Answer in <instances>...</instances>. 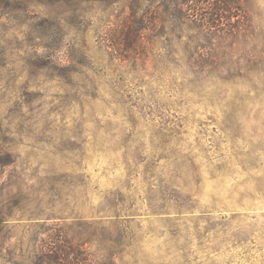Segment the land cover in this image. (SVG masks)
Returning a JSON list of instances; mask_svg holds the SVG:
<instances>
[{"label": "rangeland", "instance_id": "374dc122", "mask_svg": "<svg viewBox=\"0 0 264 264\" xmlns=\"http://www.w3.org/2000/svg\"><path fill=\"white\" fill-rule=\"evenodd\" d=\"M153 3L73 1L51 51L0 10V264H264V0L179 41Z\"/></svg>", "mask_w": 264, "mask_h": 264}, {"label": "trees", "instance_id": "16d2710c", "mask_svg": "<svg viewBox=\"0 0 264 264\" xmlns=\"http://www.w3.org/2000/svg\"><path fill=\"white\" fill-rule=\"evenodd\" d=\"M73 1L87 0H0V10L5 16L15 14L16 18L23 17L22 22L24 23L34 13L40 14L39 17L43 14L45 19L40 23L41 26L39 25L41 27L39 38L40 42H45L40 46L51 51L58 49L60 42L65 35H68L66 27L70 22L75 21L73 18L77 19L86 14L78 10L76 6L70 7ZM149 1L152 7L156 5L153 3L155 0ZM160 2L161 6L166 9L163 14L161 13L163 16L157 13V8L152 9L151 14L148 15V25L154 26L155 29L159 20L164 25L167 13V22L172 21V24H169L170 34L178 41L190 25H199L198 27H202L205 32H210L216 22H220L223 18L230 19L229 22H232V17L240 15L241 10L240 0H160ZM37 8L39 10H36ZM135 18V16L125 18L119 39L129 43H135L141 39L146 24L144 20ZM189 36V42H195L196 35Z\"/></svg>", "mask_w": 264, "mask_h": 264}]
</instances>
